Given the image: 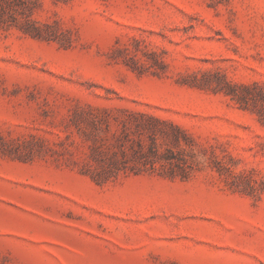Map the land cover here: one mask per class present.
<instances>
[{"label": "rangeland", "instance_id": "1", "mask_svg": "<svg viewBox=\"0 0 264 264\" xmlns=\"http://www.w3.org/2000/svg\"><path fill=\"white\" fill-rule=\"evenodd\" d=\"M10 1L0 264H264V0ZM149 116L186 165L85 171Z\"/></svg>", "mask_w": 264, "mask_h": 264}, {"label": "trees", "instance_id": "2", "mask_svg": "<svg viewBox=\"0 0 264 264\" xmlns=\"http://www.w3.org/2000/svg\"><path fill=\"white\" fill-rule=\"evenodd\" d=\"M10 6V0H0V26L2 27H8V23H6L7 20H5L1 13L6 7ZM20 27L25 33L38 37L43 36L40 27L30 23L29 21H25ZM148 119L149 121L139 120L136 122V127L140 133L137 137H131L129 134H124L123 137H121V135H117V140L114 144L116 150L112 152L110 158L100 159L103 163V168H94L88 163V170L85 171L97 181H104L111 175L117 174L122 170H130L139 173L150 169H157L158 163L162 168L169 165L171 170H173V166L181 167L184 164L186 165L188 163V159L186 157L175 156V153L171 148H167L164 151L159 149V135L164 138L169 137V134L162 128L154 125L151 121L157 123L165 122L153 116H149ZM174 127L175 126H173V128ZM175 128L179 129L178 127ZM182 135L187 145H189V141L186 136H184V134ZM169 138L170 141L175 144L180 143V137L178 135L173 134Z\"/></svg>", "mask_w": 264, "mask_h": 264}]
</instances>
